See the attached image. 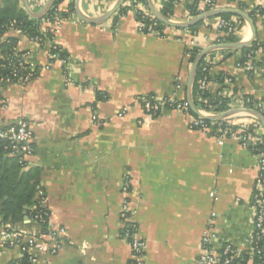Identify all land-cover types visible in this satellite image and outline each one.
Here are the masks:
<instances>
[{
	"label": "crops",
	"instance_id": "crops-1",
	"mask_svg": "<svg viewBox=\"0 0 264 264\" xmlns=\"http://www.w3.org/2000/svg\"><path fill=\"white\" fill-rule=\"evenodd\" d=\"M46 1L27 3L38 11ZM71 1L74 14L54 36L69 58L66 70L55 62L48 71L40 70L28 85L0 88V97L7 102V108L0 107V126H10L20 118L28 123L34 154L27 167L39 170L38 182L51 223L64 229L61 248L49 264H129L131 252L122 237L120 217L126 179L130 182L127 200L136 210L137 232L145 242L143 264H196L211 213L218 236L213 243L216 254L224 244L249 249L257 155L235 138L220 139L214 127L207 132L190 129L194 117L189 114L165 111L149 118L140 105L143 97L172 94L187 102L192 64L186 51L219 45L214 42L221 36L220 15L204 20L196 35L166 26L164 34L157 36L144 29L139 32L133 9L116 22L112 21L114 13L102 24L83 22L76 14L78 8L86 18H99L117 0H64L58 10L66 11ZM139 1V9L150 13L147 0ZM162 1L151 3L158 10ZM203 1L198 3L199 10ZM188 4L192 1L178 0L170 21L192 19ZM214 6L248 16L264 6V0H214ZM228 15L235 24L237 42L247 43L252 36L247 22L240 17L243 23H239V16ZM252 22L253 43L258 48L253 57L256 65L247 67L250 71L238 63L239 50L207 54L212 58L209 91L231 98L234 109H247L243 100L238 101L240 97L264 99V18L256 16ZM17 47L27 53L26 60L33 66L44 63V49L25 38ZM218 75L230 82L216 83ZM256 106L263 115L264 103ZM121 110L126 113L119 117ZM232 121L239 130L259 124L249 114ZM256 135L264 137L262 127ZM17 225L28 234L40 232L33 222L24 220ZM18 258L15 251L0 249V264Z\"/></svg>",
	"mask_w": 264,
	"mask_h": 264
},
{
	"label": "built area",
	"instance_id": "built-area-1",
	"mask_svg": "<svg viewBox=\"0 0 264 264\" xmlns=\"http://www.w3.org/2000/svg\"><path fill=\"white\" fill-rule=\"evenodd\" d=\"M203 2L204 7L200 9L202 14L215 10L213 0H204ZM126 4V6L133 5L135 13L137 11L144 16L150 15L146 8L139 9V3L136 2V0H130ZM151 17L155 19L152 15ZM260 17L264 18V11ZM65 20L64 18L54 17L43 20L39 27V35L33 37H29L15 21L8 24V30L0 36V41L7 36L17 37L18 42L21 38H25L30 44L45 50V61L39 68L33 66L26 60L27 53L20 52L18 47L14 49L12 58L10 56L4 57L0 55V60L2 61L0 63V69L8 70V73L0 75V88L12 84H19L21 86L28 85L38 78L41 71H48L55 62H58V64L66 70L69 66V58H60L57 53L53 52L56 46H58L54 41V36L61 29ZM138 24V30L142 32L144 26L141 22H138ZM223 28L227 29V32L224 34L235 33L236 31L233 22H227L219 18L218 29L220 31ZM145 32L147 34L157 35L156 31L153 30L151 26L146 28ZM201 51L202 50H200V52ZM251 60V54H249L246 56L243 66H247L249 69L253 68L250 64ZM209 64L210 63L207 61L201 68L202 78L198 82V87L201 92H210L208 87L210 84V80H208ZM227 81L230 82V79L228 78ZM196 97L201 100L200 94H197ZM240 99L241 100L238 101L243 100L242 97H240ZM203 103L205 104V108H197V110L202 116L206 117H213L234 109L233 103H231L228 110L216 113L213 112L212 107L208 105L207 100H203ZM140 105L144 115L149 118H154L162 114L165 112L166 107L170 108L171 111L186 114L189 110L188 103L184 100H179L175 94L165 98H156L153 96L143 97L140 99ZM0 107L7 108V102L1 97ZM125 113L126 110H121L118 116L122 117ZM238 115L240 114L224 118L218 122H212V126H209L205 120L197 117L191 121L189 128L207 132L211 130V127H214L218 130L220 139L235 138L239 140L243 148L248 149L258 157L259 167L255 184L258 193L253 196L252 202L250 203V209L253 213V231L249 239V249L237 250L228 244H224L219 253L216 254L213 249V243L218 239V236L213 227L215 214L211 213L207 226L203 230L200 239V252L196 264H231L234 259L241 257L243 254L249 258L248 261H245V264L249 261L253 264L254 261L252 259L255 256L258 258L256 264H264V196L261 194V191H264L262 182L264 172V149L258 148L263 145V138L257 135L249 137L248 135L242 134L241 129H231L234 127L232 120ZM249 116L252 120H256L251 115ZM0 150L9 157L18 158L20 164L24 165V167L28 166L29 160L34 154V147L32 143V131L23 118H20L16 123L10 126H0ZM129 189L130 182L126 179L122 186L125 199L121 205L120 212V217L124 223L122 237L128 242L130 248L131 260L129 264H143L145 242L139 237L137 232L135 220L136 210L127 200L126 195ZM36 196L39 198L38 205H40V210L36 211L38 207H32L30 209V215L25 218V221L33 222L39 226L40 232L37 235L28 234L23 232L18 227L19 225L4 223L0 220V249L15 251L19 257L27 256L30 264H49L51 257L57 254L58 250L61 248L62 243L60 237L64 235V229L60 227L56 228L52 225L50 213L44 205L43 192L40 186L37 187ZM42 226L45 227L44 231L41 229Z\"/></svg>",
	"mask_w": 264,
	"mask_h": 264
},
{
	"label": "trees",
	"instance_id": "trees-1",
	"mask_svg": "<svg viewBox=\"0 0 264 264\" xmlns=\"http://www.w3.org/2000/svg\"><path fill=\"white\" fill-rule=\"evenodd\" d=\"M112 1V0H107ZM130 1V0H127ZM132 1V0H131ZM178 0H165L160 3L158 6V11L162 16L166 19L170 20L173 15V10L175 4ZM201 0H192V4L186 5V10L188 12L189 17L193 18L198 16L201 12L198 8V3ZM214 1V0H213ZM236 1V0H234ZM64 0H55L54 4L50 8L49 12L40 20H33L29 18L21 4L20 0H0V36L3 35L7 30V26L10 22L15 21L19 27L26 32L29 37L38 36L39 35V27L43 20L48 18H61L67 19L72 14H74V3L71 1L67 4V10L64 12H60L58 10V6L62 4ZM136 2L140 3L139 0ZM126 4V2H125ZM123 4L112 16V21L116 22L119 20L120 16H124L128 10L133 9V5L126 6ZM134 10V9H133ZM264 11V6H260L252 11V13H248L249 18L253 21L256 16H260ZM135 13V12H134ZM259 14V15H258ZM220 19L225 21H229L231 18L228 14H223L219 16ZM135 19L138 22H141L144 26V30L148 27H152L153 30L156 31L157 36H162L166 30V26L162 23L153 19L151 15L144 16L142 13H135ZM237 21L239 23H243V20L240 17H237ZM203 25V21L185 29L191 35H196L198 29ZM178 30V29H176ZM227 32L226 28L220 30L221 36H219L215 40V44H230L236 43L237 40L234 37V33L224 34ZM18 38L15 36H7L6 38L0 41V55L7 57L10 56L12 58L14 54V49L17 48ZM258 48L257 43H253L251 46L246 47L242 50L237 51L240 55V61L238 62L243 66L246 60V56L251 54L250 64L252 66L256 65L253 60L255 49ZM200 48L194 47L186 51L188 55V62L192 64L195 57L200 53ZM57 53L60 58H66L67 54L59 47L56 46V49L53 51ZM212 63V58L210 55L205 56L199 63L197 67V71L193 80V85L191 89V97L196 108H205V104L203 100H207L208 105L212 107L213 112L220 113L226 111L230 108L232 99L217 94L218 91L214 94L210 92H201L198 87V82L202 78L201 76V68L206 62ZM2 61L0 60V63ZM247 68V66H245ZM64 69V68H63ZM210 69V64H209ZM248 69V68H247ZM249 70V69H248ZM250 71V70H249ZM64 72V70H63ZM8 73V70L0 69V75ZM226 76L218 75L214 78V81L218 84H222ZM208 80L210 77L208 76ZM197 94H200L201 100H199ZM243 102L245 107L250 110L259 111L257 108V103L262 102L263 100H255L250 97H244ZM165 111H171L170 108L166 107ZM189 115L197 118L195 114H193L190 109L188 110ZM264 116V114H263ZM209 126H212L213 123L210 121H206ZM242 134L248 135L249 137H253L256 135V131L261 129L259 124L257 125H244L241 127ZM231 129L236 130L237 127H232ZM259 149H264V137H263V145L258 147ZM39 178V170L30 167H24V165L20 164L18 158L9 157L4 154L0 150V220L4 223H10L12 225L23 223L26 217L30 215V209L34 206L38 207L36 211L40 210V205H38V201L36 199L37 195V187L39 186L38 182ZM262 182L264 185V172L262 176ZM258 191L255 192V194ZM262 196H264V191H261ZM44 226L41 229L44 231ZM248 257L246 255H242L241 257L234 259L231 264H245V261H248ZM256 264L258 261L257 256L252 259ZM9 264H30L27 256L19 257L18 259L9 262Z\"/></svg>",
	"mask_w": 264,
	"mask_h": 264
},
{
	"label": "water",
	"instance_id": "water-1",
	"mask_svg": "<svg viewBox=\"0 0 264 264\" xmlns=\"http://www.w3.org/2000/svg\"><path fill=\"white\" fill-rule=\"evenodd\" d=\"M22 7L26 13V15L33 19V20H40L41 18H43L50 10V8L52 7V5L54 4L55 0H47L46 3L44 4V6L38 10V11H32L27 3V0H20ZM79 0H77L78 2ZM77 2H76V6H77ZM125 2V0H117L115 6L108 11L107 13H105L104 15H102L99 18L96 19H91V18H86L84 16H82L79 11L78 8H76V14L77 16L86 23L89 24H102L105 21H107L121 6L122 4ZM147 5H148V9L151 13V15L160 23H162L163 25L173 28V29H179V30H184V29H188L189 27H192L210 17L213 16H217V15H223V14H234L237 15L239 17H241L242 19H244L247 24L249 25L250 29H251V39L247 42V43H230V44H219V45H212L204 50H202L200 53H198V55L195 57L191 69L189 71V75H188V79H187V85H186V97H187V102L189 105V109L190 111L195 114L197 117L205 120V121H210V122H218L224 118L230 117V116H234L237 114H249L252 117H254L259 125L262 127V129L264 130V116L262 114H260L259 112L255 111V110H250V109H241V108H235V109H231L228 110L224 113L215 115L213 117H206V116H202L197 108L194 106V104L192 103L191 100V89H192V85H193V80L197 71V67L200 63V61L211 51L213 50H218V49H231V50H242L246 47H249L250 45H252L254 39H255V28H254V24L252 22V20L243 12L238 11V10H211L208 12H205L204 14L198 15L184 23H175L173 21H170L168 19H166L164 16H162L160 14V12L152 5L151 0H147Z\"/></svg>",
	"mask_w": 264,
	"mask_h": 264
}]
</instances>
